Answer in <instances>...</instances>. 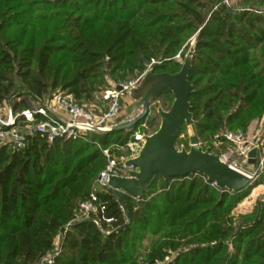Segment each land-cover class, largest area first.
Instances as JSON below:
<instances>
[{
    "label": "trees",
    "instance_id": "obj_1",
    "mask_svg": "<svg viewBox=\"0 0 264 264\" xmlns=\"http://www.w3.org/2000/svg\"><path fill=\"white\" fill-rule=\"evenodd\" d=\"M194 37L190 103L200 141L247 132L264 115V0H0V105L21 112L27 96L41 106L59 92L91 102L109 80L150 66L176 73ZM136 128L0 143V264H41L57 246L52 264H155L173 252L166 264H264V202L235 212L264 174L236 192L200 174L158 176L142 198L124 195L131 223L111 233L126 218L106 187L96 188L104 149L121 158ZM93 192L113 223L76 218Z\"/></svg>",
    "mask_w": 264,
    "mask_h": 264
},
{
    "label": "water",
    "instance_id": "obj_2",
    "mask_svg": "<svg viewBox=\"0 0 264 264\" xmlns=\"http://www.w3.org/2000/svg\"><path fill=\"white\" fill-rule=\"evenodd\" d=\"M195 41L196 39L178 72H154L151 67L137 85L128 89L134 103L127 107L122 119L107 126H76V128L101 133L134 129L149 114L151 104L161 93L171 90L174 95L169 109L158 108V114L161 117L158 129L145 135L144 144L136 157L124 160L130 167L129 176L111 175L109 177L106 190L119 202L126 218V222L111 233L121 232L131 223L124 195L142 198L158 176L168 179L200 174L205 176L209 183L231 192L240 191L252 184L250 177L231 167L225 157L212 151L210 147L205 149L195 132L196 121L190 103L194 86L189 80ZM117 89L125 90V87L118 85ZM51 115L57 118L52 113ZM184 124L193 129V134L189 137V149L177 146V139ZM255 154L256 149L250 152L251 162H254Z\"/></svg>",
    "mask_w": 264,
    "mask_h": 264
},
{
    "label": "built area",
    "instance_id": "obj_3",
    "mask_svg": "<svg viewBox=\"0 0 264 264\" xmlns=\"http://www.w3.org/2000/svg\"><path fill=\"white\" fill-rule=\"evenodd\" d=\"M123 86L125 89L128 88L126 85ZM123 91H109L107 96L111 99L110 106L101 113H95L93 110L85 108L71 94L65 92H59L48 105L41 106L36 105L27 96L28 107L21 112H15L10 106L8 112L4 113L0 108V143H13L16 147L21 148L25 145L27 135L34 133L46 136L50 141L56 137L74 139L83 137L89 130L76 128L77 125L107 126L122 115L124 105L121 101V94ZM52 107L64 112L67 117L65 119L59 118ZM51 113L57 118H54ZM36 114H42L46 119L37 120ZM22 116L24 117L22 119L24 124L20 125L19 118ZM261 131L249 133L243 130H225L215 135V145H227L225 152L220 155L226 158L231 167L248 175L252 183L264 174V132ZM146 134L140 130L135 131L133 139L122 147L121 158L113 156L109 149H104L109 162L100 173L98 185L106 187L111 175L129 176L130 167L125 164L124 160H129L138 155L144 144ZM254 149H256V154L254 162H251L250 152ZM106 209V204L100 202L97 194L93 192L90 199L79 204L76 210V218L80 220L96 217L98 222L113 223L116 219L108 217ZM59 252L60 247L57 246L53 252L43 256L41 264H52L55 255ZM163 262L157 261L155 264H162Z\"/></svg>",
    "mask_w": 264,
    "mask_h": 264
},
{
    "label": "rangeland",
    "instance_id": "obj_4",
    "mask_svg": "<svg viewBox=\"0 0 264 264\" xmlns=\"http://www.w3.org/2000/svg\"><path fill=\"white\" fill-rule=\"evenodd\" d=\"M224 1L226 3H229V2L230 3H238V0H224ZM259 5H261V3H259ZM194 40H195V37L193 38L192 43L194 42ZM191 46H192V44H191ZM190 48H189V50H190ZM189 50L186 52V55L189 52ZM186 55H185V57H186ZM176 58L181 63H183L184 59H185L181 56V53L178 54L176 56ZM149 68H151V66ZM144 73L139 75L138 77L131 79V80H128V81L115 82V81L109 80V87H107L106 89H103L100 93H98L94 101H91V102L82 101V102H78V103H80L82 106H84L87 109L93 110L95 113H101L102 111H105L110 106L111 99H110V97L107 96L108 92L118 90L117 89L118 85H126V86H128V88L125 89L121 94V101H122V104L124 105V110H123L122 115L114 121V122H117L124 117L127 107L130 104L134 103V99L128 93V89L137 85L140 82ZM56 94H58V93H56ZM56 94L53 95L52 99L55 97ZM173 100H174V95L171 97L168 93H164L161 96H158L153 101V103L151 104L149 114L145 117V120L143 119L144 122L139 124L135 131L140 130V131L145 132L147 134H150V133L156 131L160 125V122H161V117L158 114V108L162 107L166 110L169 109L172 105ZM50 102H51V99H47L44 101V103L46 105H48ZM38 106H40V105H38ZM9 107H10V105L7 103H5L4 105H0L1 110L4 113L8 112ZM52 110L56 113L57 112L59 113V111L54 109L53 107H52ZM263 120H264V115L261 118L253 121L247 132L256 133L259 130L260 131L262 130L261 132H264V121ZM20 125H22V124H20ZM260 127H262V128H260ZM192 134H193L192 127L186 125L182 129V131L180 132V135L178 138L179 144L177 146L179 148L185 147V148L189 149L190 148L189 137ZM200 142L205 149L210 146L212 151H215L218 154L224 153L225 150L227 149L226 145H225L226 148H224L223 145H218V146L215 145L212 138L207 139V140H203ZM104 187L105 186H101V185L96 186V188L98 190H102V189H104ZM260 201L264 202V184H259L256 187H254L251 190V193L248 195V197H246L241 203H239L235 212H237V213H248V212L252 211L253 208L255 207V205L257 203H259ZM175 254H176V252H173L172 254L167 256L164 260H160V261H164L162 264H166L168 260H171L175 256ZM141 264H148V262H143V260H141Z\"/></svg>",
    "mask_w": 264,
    "mask_h": 264
},
{
    "label": "crops",
    "instance_id": "obj_5",
    "mask_svg": "<svg viewBox=\"0 0 264 264\" xmlns=\"http://www.w3.org/2000/svg\"><path fill=\"white\" fill-rule=\"evenodd\" d=\"M59 111V110H58ZM56 113V112H55ZM58 116H59V118H61V119H65L66 117H67V115L64 113V112H62V111H59V113L57 112L56 113Z\"/></svg>",
    "mask_w": 264,
    "mask_h": 264
}]
</instances>
